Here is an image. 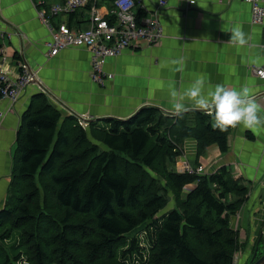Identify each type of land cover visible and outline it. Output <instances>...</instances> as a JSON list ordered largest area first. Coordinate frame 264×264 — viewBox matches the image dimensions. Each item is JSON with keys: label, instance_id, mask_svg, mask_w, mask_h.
I'll use <instances>...</instances> for the list:
<instances>
[{"label": "trees", "instance_id": "1", "mask_svg": "<svg viewBox=\"0 0 264 264\" xmlns=\"http://www.w3.org/2000/svg\"><path fill=\"white\" fill-rule=\"evenodd\" d=\"M213 124L200 110L154 105L85 122L37 92L21 116L0 208V264H234L247 241L232 222L251 186L226 166L196 171L209 146L229 149L233 128ZM188 139L194 170H178ZM263 253L261 238L246 264Z\"/></svg>", "mask_w": 264, "mask_h": 264}, {"label": "crops", "instance_id": "2", "mask_svg": "<svg viewBox=\"0 0 264 264\" xmlns=\"http://www.w3.org/2000/svg\"><path fill=\"white\" fill-rule=\"evenodd\" d=\"M62 1L0 0V45L6 54V72L11 79H18L23 63L42 83L28 85L11 111L0 118V208L5 204L10 184L21 116L40 87L47 89L59 109L71 111L85 122L127 118L146 105L173 113L170 87L187 88L198 74H205L213 86L222 83L239 88L246 84L258 100L264 101V79L252 72L253 67L264 65V22H253L252 6L245 0H197L193 5L186 0H168L164 9L156 11L164 26V37L154 45L139 41L109 57L104 67L114 77L106 85L91 77L88 48L70 47L56 56L48 55L51 33L38 10ZM100 7L103 13L110 8L106 3ZM140 7L153 15L157 0H141ZM64 18L74 28L88 26L86 8L65 17L54 16L52 20L59 25ZM234 25L242 26L252 36L249 46L238 48L229 43ZM181 58L185 61L183 70L176 71L178 66L170 62ZM9 105L8 100L0 101V109L6 110ZM247 133H252L253 138ZM228 143L229 149L224 153L216 144L211 145L199 165L207 173L226 166L251 186L249 200L233 219V226L247 239L235 264H246L264 233V127L252 130L237 126L229 134ZM196 148V141L188 139L185 157L192 159ZM182 160L183 156L177 164Z\"/></svg>", "mask_w": 264, "mask_h": 264}, {"label": "built area", "instance_id": "3", "mask_svg": "<svg viewBox=\"0 0 264 264\" xmlns=\"http://www.w3.org/2000/svg\"><path fill=\"white\" fill-rule=\"evenodd\" d=\"M186 1L191 5L197 2V0L195 3L191 0ZM245 1L252 6L253 22L262 24L264 0ZM98 3L99 0H64L53 3L48 8L42 7L38 13L51 33V38L47 42L48 55L56 56L63 49L70 47L88 48L91 51V77L98 84L106 85L114 77L104 67L109 57L121 54L125 49L134 47L139 41L154 45L164 37V26L156 11L164 9L168 5V0H157L155 13L153 15L146 13L144 16H139L138 13L141 0H114L107 13L101 11ZM80 8H86L88 12L86 28H74L65 18L59 25L52 20L54 16L65 17L68 12L72 13ZM5 62L6 54L2 47L0 50V101L8 100L10 105L6 110L0 109V118L11 111V106L18 101L21 92L35 82V78L38 79L36 73L23 63L18 79H11L4 68ZM252 72L264 79V65L253 67ZM38 83L42 85L40 81ZM40 88H42L41 91H46L43 87ZM183 170L193 171L187 162Z\"/></svg>", "mask_w": 264, "mask_h": 264}, {"label": "clouds", "instance_id": "4", "mask_svg": "<svg viewBox=\"0 0 264 264\" xmlns=\"http://www.w3.org/2000/svg\"><path fill=\"white\" fill-rule=\"evenodd\" d=\"M191 2L195 3V0ZM230 32L232 46H249L252 36L242 26L234 25ZM170 63L178 66L176 71H182L185 61L181 58ZM168 95L174 114H183L191 108L200 110L213 115V127L222 131L240 125L252 130L264 127V101L258 100L246 84L239 88L222 83L213 86L207 82L205 74H198L187 88L170 87Z\"/></svg>", "mask_w": 264, "mask_h": 264}, {"label": "rangeland", "instance_id": "5", "mask_svg": "<svg viewBox=\"0 0 264 264\" xmlns=\"http://www.w3.org/2000/svg\"><path fill=\"white\" fill-rule=\"evenodd\" d=\"M100 2H101V4H104V3H106L108 6H111L112 5V3H111V1H109V0H100ZM40 92H44V91H40ZM44 93H46V94H48V91H47V89H46V91L44 92ZM88 125V124H87ZM86 125V126H87ZM210 147V146H209ZM208 147V148H209ZM183 158H184V161L182 160V163L180 164V165H178L177 164V168H178V170H180V169H184V164L187 162V163H189V165L191 166V168L193 169L194 168V166H193V161L195 160V156L194 157H192V159L190 160V158L188 159L187 157H185V155L183 156ZM197 168V172L198 173H200V174H205V173H207L205 170H204V167L202 166H197V165H195ZM194 170V169H193ZM218 170V169H217ZM183 171H185V170H183ZM210 173H213V172H210ZM164 182V181H163ZM174 199L173 198H171V200H170V202H169V204H168V207H167V209H169V208H171L173 205H174ZM166 209V210H167ZM240 212V211H239ZM238 215V214H237ZM232 226H233V222H232ZM234 227V226H233ZM236 230H238L239 231V236H240V239H241V241L242 242H244V241H246L247 239H246V237H243V236H241V232H240V230L239 229H237L236 227H234ZM243 235V234H242ZM239 253L240 252H238L237 254H236V256H235V262H236V259H237V257H238V255H239ZM235 262H234V264H235Z\"/></svg>", "mask_w": 264, "mask_h": 264}, {"label": "water", "instance_id": "6", "mask_svg": "<svg viewBox=\"0 0 264 264\" xmlns=\"http://www.w3.org/2000/svg\"><path fill=\"white\" fill-rule=\"evenodd\" d=\"M35 81H38L37 78H35ZM261 238H264V233L262 234ZM253 264H264V253L263 255L257 259Z\"/></svg>", "mask_w": 264, "mask_h": 264}, {"label": "bare ground", "instance_id": "7", "mask_svg": "<svg viewBox=\"0 0 264 264\" xmlns=\"http://www.w3.org/2000/svg\"><path fill=\"white\" fill-rule=\"evenodd\" d=\"M67 14H70V12H68Z\"/></svg>", "mask_w": 264, "mask_h": 264}]
</instances>
